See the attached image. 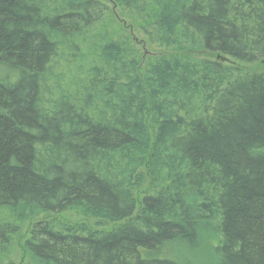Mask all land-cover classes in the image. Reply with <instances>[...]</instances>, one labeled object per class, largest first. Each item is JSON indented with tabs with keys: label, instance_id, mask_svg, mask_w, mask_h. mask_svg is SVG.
<instances>
[{
	"label": "trees",
	"instance_id": "16d2710c",
	"mask_svg": "<svg viewBox=\"0 0 264 264\" xmlns=\"http://www.w3.org/2000/svg\"><path fill=\"white\" fill-rule=\"evenodd\" d=\"M111 1L0 0V264H264V0Z\"/></svg>",
	"mask_w": 264,
	"mask_h": 264
},
{
	"label": "rangeland",
	"instance_id": "374dc122",
	"mask_svg": "<svg viewBox=\"0 0 264 264\" xmlns=\"http://www.w3.org/2000/svg\"><path fill=\"white\" fill-rule=\"evenodd\" d=\"M105 1L107 7H108V13L106 14V16L104 17L103 22L101 23H105L107 22V19L110 18H115V16L118 14L119 15V21L123 23V25L125 24H129V20H124V15L122 13H120V9L118 7L115 6V3L111 0H103ZM131 23V22H130ZM133 25V23H132ZM128 28V27H127ZM135 28V27H134ZM133 29V27H132ZM134 35L137 38L136 44L139 47L140 52L142 53V57L143 59H147L149 56H155L159 53H161L163 50L161 49H157L154 46H150L147 45L144 42V38L140 33H137L136 30H134ZM143 40V43H140V40ZM61 72V71H60ZM2 74V71L0 70V75ZM43 215H41L40 217H42ZM46 218L50 219L53 218L54 220H56L59 224H63V222H67L70 224H76V223H80L86 226V228L88 229H92V230H97V231H108L111 230L112 228L115 227V223H110L107 222L105 220H101L98 218H94V217H88V216H83L80 213L76 212V210H67L59 215H47ZM36 220V218H31L28 219L27 221H25L24 223H22V225L18 228L19 229V237H21V240H23L24 238L28 237L29 235V227L31 225H33V222ZM17 240V238H16ZM194 249V248H193ZM192 250V249H191ZM16 251L17 248H16ZM184 254V253H183ZM186 256V255H184ZM15 261H18V255L14 252V256H13ZM210 256L207 255V250L205 249V247L201 248V252L198 253V255H193L192 257L190 256V258L188 257L189 264H211L210 260H209Z\"/></svg>",
	"mask_w": 264,
	"mask_h": 264
}]
</instances>
